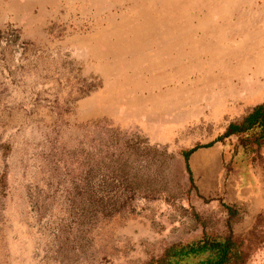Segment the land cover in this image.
Returning <instances> with one entry per match:
<instances>
[{
    "label": "rangeland",
    "instance_id": "374dc122",
    "mask_svg": "<svg viewBox=\"0 0 264 264\" xmlns=\"http://www.w3.org/2000/svg\"><path fill=\"white\" fill-rule=\"evenodd\" d=\"M213 4L0 0V264H147L205 234L264 264V140L224 138L264 103V16Z\"/></svg>",
    "mask_w": 264,
    "mask_h": 264
},
{
    "label": "trees",
    "instance_id": "16d2710c",
    "mask_svg": "<svg viewBox=\"0 0 264 264\" xmlns=\"http://www.w3.org/2000/svg\"><path fill=\"white\" fill-rule=\"evenodd\" d=\"M249 133L257 142L264 140V103L241 121L230 124L224 138ZM192 151L185 154L186 158ZM245 257L244 251L232 238L205 234L188 244L169 247L159 260L147 264H244Z\"/></svg>",
    "mask_w": 264,
    "mask_h": 264
},
{
    "label": "crops",
    "instance_id": "0c3cea01",
    "mask_svg": "<svg viewBox=\"0 0 264 264\" xmlns=\"http://www.w3.org/2000/svg\"><path fill=\"white\" fill-rule=\"evenodd\" d=\"M214 2L212 7L223 9V2H228V15L233 16H264V0H201ZM218 3V4H217ZM207 6V7H208ZM208 9V8H206ZM214 15V14H212Z\"/></svg>",
    "mask_w": 264,
    "mask_h": 264
}]
</instances>
